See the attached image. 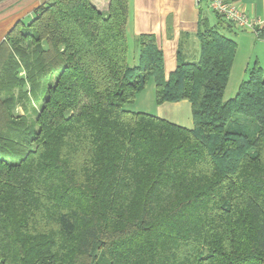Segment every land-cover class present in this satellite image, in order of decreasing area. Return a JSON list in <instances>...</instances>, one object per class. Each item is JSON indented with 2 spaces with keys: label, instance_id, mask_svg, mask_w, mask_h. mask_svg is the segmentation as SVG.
I'll list each match as a JSON object with an SVG mask.
<instances>
[{
  "label": "trees",
  "instance_id": "16d2710c",
  "mask_svg": "<svg viewBox=\"0 0 264 264\" xmlns=\"http://www.w3.org/2000/svg\"><path fill=\"white\" fill-rule=\"evenodd\" d=\"M129 18V0H50L0 44V264H264V68L225 99L218 16L166 78L154 35L131 54ZM151 80L192 129L130 108Z\"/></svg>",
  "mask_w": 264,
  "mask_h": 264
},
{
  "label": "crops",
  "instance_id": "0c3cea01",
  "mask_svg": "<svg viewBox=\"0 0 264 264\" xmlns=\"http://www.w3.org/2000/svg\"><path fill=\"white\" fill-rule=\"evenodd\" d=\"M49 1L0 0V44L19 21L32 22L36 10ZM235 1H237L241 9L249 17L263 21L262 27H264V0ZM92 4L99 11L107 12L110 0H92ZM129 4L128 36L130 46L132 43L131 54L134 55L137 37L143 34L154 35L159 49L163 52L166 78H169L177 68L179 49L186 60L195 61L199 58L200 43L197 33L201 25L203 23L210 27H217L219 25L218 16L211 10L206 1L199 3L198 0H129ZM213 13L215 14V20L212 17ZM220 31L237 43V52L238 45L242 40L250 42L251 47L255 46L259 40H264V35L260 38L255 31L240 30L225 21L222 27H220ZM236 56L231 74L236 64ZM257 59L251 56L247 66L243 68L245 76L242 77L239 86L246 79L248 71L253 67ZM252 61L254 62L251 64ZM152 88L155 90V85ZM143 92L138 96L142 97L141 102L138 101L137 97L133 105L135 111L156 115L159 118L166 119L173 124L185 128L192 129L194 127L192 105L188 101L166 102L157 105L154 93V106L153 100L151 101L149 98L150 95H147V99H145ZM146 100L154 106V110H149L145 107L146 103H149Z\"/></svg>",
  "mask_w": 264,
  "mask_h": 264
},
{
  "label": "rangeland",
  "instance_id": "374dc122",
  "mask_svg": "<svg viewBox=\"0 0 264 264\" xmlns=\"http://www.w3.org/2000/svg\"><path fill=\"white\" fill-rule=\"evenodd\" d=\"M214 15L215 14L213 13L212 17L215 20ZM29 45H31V41H29L27 46H29ZM131 46H132V43H131ZM29 48H31L33 50L34 47L30 46ZM31 49L30 50L27 49L28 50L27 52L28 53L31 52L32 51ZM17 54H18L17 58L20 59L19 52H17ZM251 56H253L254 59L258 58L257 61L264 68V40H259L256 43V45L253 47H251L250 42L245 41V40H242L241 43L238 45V52H237L236 62H235L236 64H235L234 70L232 71V74H231L230 79H229V83H228L229 86L226 89L225 99H228V97L233 98L234 96H236L239 83L242 80V77L245 76L243 68L247 66V63H248V61H250ZM253 62L254 61H252L251 64ZM246 76H247L246 77V79H247L248 75H246ZM149 84H150V86L148 85L149 87L147 86V90L143 93H144L145 99H147V95H150L149 98L151 101L153 100L152 103L154 105L153 95L155 93V90H154V88H152L154 86L152 80L149 82ZM141 99H142V97H138L139 102H141ZM23 102L25 104L24 108H25V111L27 113L26 120H25L27 123L26 130H28V132L31 133L32 128H33V123H34L32 105L36 106V104H37L38 106H41L42 102L39 103V101H37V100L35 101L34 95L28 101H27V99L26 100L24 99ZM139 102H137V103H139ZM146 102H149V101L146 100ZM153 105H151V103L149 102V103H146L145 107L149 110H154L155 105L154 106ZM130 108L133 109V105ZM16 113H17V115H22L23 110L20 107H18L16 109ZM256 127H257V125L255 123L251 124L249 132H253ZM35 130H36V128H35ZM8 160H10V159L8 158Z\"/></svg>",
  "mask_w": 264,
  "mask_h": 264
},
{
  "label": "built area",
  "instance_id": "2783aa9c",
  "mask_svg": "<svg viewBox=\"0 0 264 264\" xmlns=\"http://www.w3.org/2000/svg\"><path fill=\"white\" fill-rule=\"evenodd\" d=\"M206 1L211 10L223 20L240 30L255 31L262 27L263 21L249 17L235 0H198Z\"/></svg>",
  "mask_w": 264,
  "mask_h": 264
}]
</instances>
